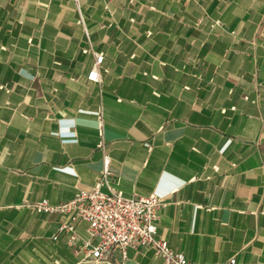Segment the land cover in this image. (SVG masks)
Instances as JSON below:
<instances>
[{
    "label": "crops",
    "instance_id": "crops-1",
    "mask_svg": "<svg viewBox=\"0 0 264 264\" xmlns=\"http://www.w3.org/2000/svg\"><path fill=\"white\" fill-rule=\"evenodd\" d=\"M105 157L114 189L165 200L158 235L191 263L264 264V0H0V264H163L95 262L35 211Z\"/></svg>",
    "mask_w": 264,
    "mask_h": 264
},
{
    "label": "built area",
    "instance_id": "built-area-1",
    "mask_svg": "<svg viewBox=\"0 0 264 264\" xmlns=\"http://www.w3.org/2000/svg\"><path fill=\"white\" fill-rule=\"evenodd\" d=\"M94 57L86 78L97 83L101 80L99 69L104 55L95 52ZM108 163L105 157L95 185L77 189L70 200L53 205L43 199L34 205L37 213L57 212L61 215L62 221L52 239L57 240L65 234L70 246L80 241L86 257L95 262L106 260L114 247H118L124 256L128 248L150 247L162 258L163 264H194L158 235L159 210L165 200L154 193L129 196L114 189L108 180ZM81 223L86 224L84 238L78 236ZM228 264H235V260L231 259Z\"/></svg>",
    "mask_w": 264,
    "mask_h": 264
}]
</instances>
